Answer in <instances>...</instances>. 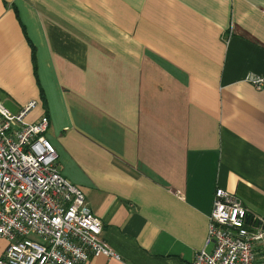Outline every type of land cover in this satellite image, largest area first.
<instances>
[{
  "label": "crops",
  "instance_id": "1",
  "mask_svg": "<svg viewBox=\"0 0 264 264\" xmlns=\"http://www.w3.org/2000/svg\"><path fill=\"white\" fill-rule=\"evenodd\" d=\"M250 74L264 77V0H0V99L49 116L60 172L120 256L85 264H191L213 249L218 186L264 219Z\"/></svg>",
  "mask_w": 264,
  "mask_h": 264
},
{
  "label": "built area",
  "instance_id": "2",
  "mask_svg": "<svg viewBox=\"0 0 264 264\" xmlns=\"http://www.w3.org/2000/svg\"><path fill=\"white\" fill-rule=\"evenodd\" d=\"M247 80L261 88L264 77ZM13 114L0 99V239L8 246L0 264H85L92 257L120 256L103 239V222L81 187L60 172L59 155L46 138L49 116L27 122L35 107ZM248 208L218 186L209 215L206 245L191 264H257L256 245L264 239V219L248 223Z\"/></svg>",
  "mask_w": 264,
  "mask_h": 264
},
{
  "label": "bare ground",
  "instance_id": "3",
  "mask_svg": "<svg viewBox=\"0 0 264 264\" xmlns=\"http://www.w3.org/2000/svg\"><path fill=\"white\" fill-rule=\"evenodd\" d=\"M50 122V121H49Z\"/></svg>",
  "mask_w": 264,
  "mask_h": 264
}]
</instances>
